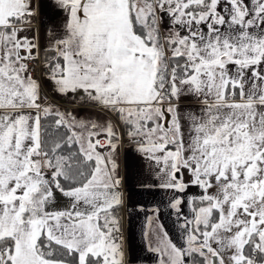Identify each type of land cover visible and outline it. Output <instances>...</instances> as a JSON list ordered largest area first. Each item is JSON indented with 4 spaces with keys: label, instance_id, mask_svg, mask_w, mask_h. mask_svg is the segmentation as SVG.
<instances>
[{
    "label": "snow or ice",
    "instance_id": "obj_1",
    "mask_svg": "<svg viewBox=\"0 0 264 264\" xmlns=\"http://www.w3.org/2000/svg\"><path fill=\"white\" fill-rule=\"evenodd\" d=\"M55 2L43 45L36 0H0V264H130L124 144L172 194L154 264H264V0Z\"/></svg>",
    "mask_w": 264,
    "mask_h": 264
},
{
    "label": "crops",
    "instance_id": "obj_2",
    "mask_svg": "<svg viewBox=\"0 0 264 264\" xmlns=\"http://www.w3.org/2000/svg\"><path fill=\"white\" fill-rule=\"evenodd\" d=\"M38 15L35 19V27L40 43L47 44V33L50 30H59L67 16L55 0H36ZM30 35V33H29ZM45 91L48 99L57 104L61 110H69L78 119L93 120L88 114L102 117L99 109L92 106L91 102L82 101L76 94L62 98L60 94L52 90L50 82L45 81ZM120 175L123 178L121 192L124 204L122 205V225L128 247V259L130 264H154L151 253L144 250L142 233L146 227V216L153 215V209H159V221L169 231L174 242L180 241V232L176 225L172 210L167 206L171 193L155 187L158 181L146 167L145 162L135 151L134 146L124 144L119 153ZM153 185V186H149ZM196 188H190L189 194H196ZM187 212V209H184Z\"/></svg>",
    "mask_w": 264,
    "mask_h": 264
},
{
    "label": "rangeland",
    "instance_id": "obj_3",
    "mask_svg": "<svg viewBox=\"0 0 264 264\" xmlns=\"http://www.w3.org/2000/svg\"><path fill=\"white\" fill-rule=\"evenodd\" d=\"M87 116H90V118L92 117L93 120H96L97 122H100V118H101L100 116H97V115H95L93 113L88 114Z\"/></svg>",
    "mask_w": 264,
    "mask_h": 264
},
{
    "label": "trees",
    "instance_id": "obj_4",
    "mask_svg": "<svg viewBox=\"0 0 264 264\" xmlns=\"http://www.w3.org/2000/svg\"><path fill=\"white\" fill-rule=\"evenodd\" d=\"M120 216H121V218H122V207H121V210H120Z\"/></svg>",
    "mask_w": 264,
    "mask_h": 264
},
{
    "label": "built area",
    "instance_id": "obj_5",
    "mask_svg": "<svg viewBox=\"0 0 264 264\" xmlns=\"http://www.w3.org/2000/svg\"><path fill=\"white\" fill-rule=\"evenodd\" d=\"M45 86V85H44Z\"/></svg>",
    "mask_w": 264,
    "mask_h": 264
}]
</instances>
